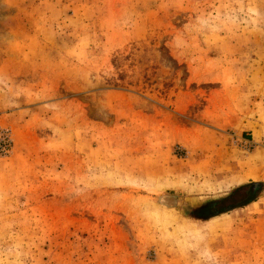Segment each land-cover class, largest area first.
I'll return each instance as SVG.
<instances>
[{"label":"rangeland","instance_id":"rangeland-1","mask_svg":"<svg viewBox=\"0 0 264 264\" xmlns=\"http://www.w3.org/2000/svg\"><path fill=\"white\" fill-rule=\"evenodd\" d=\"M0 264H264V0H0Z\"/></svg>","mask_w":264,"mask_h":264},{"label":"trees","instance_id":"trees-1","mask_svg":"<svg viewBox=\"0 0 264 264\" xmlns=\"http://www.w3.org/2000/svg\"><path fill=\"white\" fill-rule=\"evenodd\" d=\"M239 188H241V187H238L237 189H239ZM236 195H237V191H234L233 193H231L228 196H225V197L220 198V199H216V200L212 201V203H210L206 207V209L211 208L212 204L216 205V211H218L219 213H224L230 209H233L237 206V205H235V203L237 202L235 200Z\"/></svg>","mask_w":264,"mask_h":264},{"label":"water","instance_id":"water-1","mask_svg":"<svg viewBox=\"0 0 264 264\" xmlns=\"http://www.w3.org/2000/svg\"><path fill=\"white\" fill-rule=\"evenodd\" d=\"M258 183H254L253 185H252V188H251V193H253L254 192V188L256 187V185H257Z\"/></svg>","mask_w":264,"mask_h":264}]
</instances>
